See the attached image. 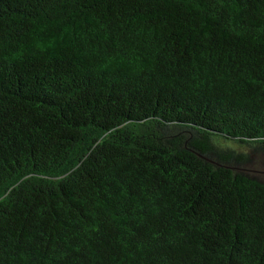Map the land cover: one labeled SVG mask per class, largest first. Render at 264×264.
<instances>
[{
    "label": "trees",
    "instance_id": "1",
    "mask_svg": "<svg viewBox=\"0 0 264 264\" xmlns=\"http://www.w3.org/2000/svg\"><path fill=\"white\" fill-rule=\"evenodd\" d=\"M264 0H0V264H264Z\"/></svg>",
    "mask_w": 264,
    "mask_h": 264
},
{
    "label": "rangeland",
    "instance_id": "2",
    "mask_svg": "<svg viewBox=\"0 0 264 264\" xmlns=\"http://www.w3.org/2000/svg\"><path fill=\"white\" fill-rule=\"evenodd\" d=\"M247 151L254 152L256 150V154L252 156V158L247 162L246 167H248V171L258 179H264V151L259 150L258 148L246 149Z\"/></svg>",
    "mask_w": 264,
    "mask_h": 264
}]
</instances>
